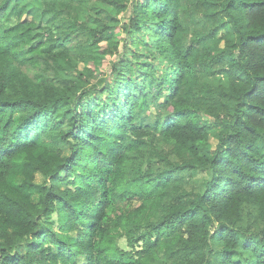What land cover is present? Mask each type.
<instances>
[{
    "label": "trees",
    "instance_id": "obj_1",
    "mask_svg": "<svg viewBox=\"0 0 264 264\" xmlns=\"http://www.w3.org/2000/svg\"><path fill=\"white\" fill-rule=\"evenodd\" d=\"M0 264H264V0H0Z\"/></svg>",
    "mask_w": 264,
    "mask_h": 264
},
{
    "label": "rangeland",
    "instance_id": "obj_2",
    "mask_svg": "<svg viewBox=\"0 0 264 264\" xmlns=\"http://www.w3.org/2000/svg\"><path fill=\"white\" fill-rule=\"evenodd\" d=\"M126 15H123L122 18H125ZM122 20V19H121ZM111 35L113 37H115V39L120 42L122 37H123V31L122 29L118 28L115 31H113L111 33ZM95 57V63L93 64V69L95 74L98 77H103L106 76L110 73V66L112 65L113 61H115L116 58H111L110 55H106L103 53H100V55L97 57L96 55ZM63 153L64 155H69L70 154V149L68 147H64L63 149ZM206 176V174L201 173L199 175L200 178ZM45 181L44 177H42L41 175H37L36 176V182L37 183H43ZM121 244H125L124 240H121Z\"/></svg>",
    "mask_w": 264,
    "mask_h": 264
}]
</instances>
